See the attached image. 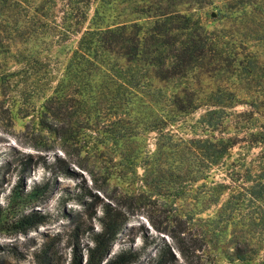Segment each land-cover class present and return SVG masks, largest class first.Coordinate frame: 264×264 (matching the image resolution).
Wrapping results in <instances>:
<instances>
[{
	"label": "trees",
	"instance_id": "obj_1",
	"mask_svg": "<svg viewBox=\"0 0 264 264\" xmlns=\"http://www.w3.org/2000/svg\"><path fill=\"white\" fill-rule=\"evenodd\" d=\"M187 2L0 0V89L18 97L33 92V112L19 107L13 117L35 121L73 163V156L83 152L88 160L108 145L121 158L136 157L135 139L153 133L152 171L173 180L177 196L187 192L180 191L184 184L205 180V206H217L222 227L193 235L188 217L174 213L181 227L166 232L183 262L163 242L146 264H194L192 256L213 239L232 259L248 261L264 239V114L254 103L264 96L262 71L247 37L209 27ZM240 2L241 18L257 5ZM55 162L65 163L61 173H73L64 158ZM30 164L26 155L20 173ZM214 167L218 181L210 180ZM49 188L48 178L15 186L7 210L0 208V228L24 233L46 222L33 204ZM94 218L96 229L73 225L89 244H73L69 264L138 260L141 250L133 246L110 252L127 222L123 211L103 203ZM226 227L230 247L219 240Z\"/></svg>",
	"mask_w": 264,
	"mask_h": 264
},
{
	"label": "rangeland",
	"instance_id": "obj_2",
	"mask_svg": "<svg viewBox=\"0 0 264 264\" xmlns=\"http://www.w3.org/2000/svg\"><path fill=\"white\" fill-rule=\"evenodd\" d=\"M231 1L191 0L185 5L192 11L201 12L209 27L231 30L235 35L249 39L250 48L255 52L254 61L261 67L264 94V0H254L261 6L255 5L252 13L243 18L235 16L244 10L242 2ZM32 95L33 92L29 91L26 96L18 97L12 90L3 92L0 89V208L7 210L6 199L15 186L27 189L33 181L48 178V194L33 204V208L46 213L48 218L24 233H10L0 228V264H69L72 245L76 243L82 247L89 244L86 234L75 235L77 230H71L73 225L98 228L94 215L100 214L103 203L120 209L127 217L110 252L125 245L139 248L140 257L132 264H146L163 242L170 246L177 261L183 262L166 232L181 227L174 220V213H184L188 217L185 228L193 235L217 233L222 227L221 218L216 213L217 206H205L202 194L205 180L197 181L192 188L184 184L180 191L187 192L177 196L173 180L162 179L152 171L153 159L149 153L154 149L153 133L135 139L136 157L121 158L116 155L117 149L108 145L102 153H95L88 160L82 159L83 152L78 157L73 156V161L77 162L73 163L51 137L37 131L35 121L28 117H13L19 107L33 112L32 100L35 97ZM254 103L256 109L264 114V96ZM243 108L241 105L236 107ZM195 117L196 114L191 115L188 123ZM254 151L251 149L250 155ZM26 155L31 156V164L28 171L21 174ZM56 156L64 158L73 170L71 175L60 172L65 163H56ZM165 159L168 163L172 158L168 155ZM83 164L91 172L81 168ZM220 175L218 167H214L210 180L218 181ZM73 193L77 194V199L67 198ZM225 232L224 239L219 240L223 246L230 247L231 242L227 240L231 227H226ZM221 250L218 241L215 243L213 239L203 245L202 251L192 256V260L194 264H264V239L258 255L252 260L236 261Z\"/></svg>",
	"mask_w": 264,
	"mask_h": 264
}]
</instances>
